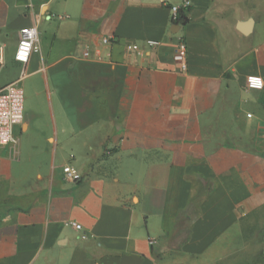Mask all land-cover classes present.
<instances>
[{
    "label": "crops",
    "instance_id": "1",
    "mask_svg": "<svg viewBox=\"0 0 264 264\" xmlns=\"http://www.w3.org/2000/svg\"><path fill=\"white\" fill-rule=\"evenodd\" d=\"M180 1L0 0V87L24 93L0 264H264V0H189L179 27Z\"/></svg>",
    "mask_w": 264,
    "mask_h": 264
},
{
    "label": "built area",
    "instance_id": "2",
    "mask_svg": "<svg viewBox=\"0 0 264 264\" xmlns=\"http://www.w3.org/2000/svg\"><path fill=\"white\" fill-rule=\"evenodd\" d=\"M190 6L189 0H181L178 3H170V21L176 26H183L184 11ZM116 41L114 37L102 36V44H112ZM38 31L37 26H26L19 30L17 45L14 58L16 61L26 63L32 51L38 48ZM149 45H156V41H149ZM133 49H137L132 45ZM82 57L89 58L92 53L89 46H85L81 53ZM4 59V48L0 44V63ZM173 59L180 62L182 67L186 68L187 45L184 37L179 39ZM246 87L249 89H260L263 86V80L259 75H248L245 80ZM24 93L19 85V80L10 82L0 87V146L15 144L18 140L14 128L20 124L23 119ZM64 177L70 180H79L81 173L73 166L65 165L62 167ZM75 229H80V223H73Z\"/></svg>",
    "mask_w": 264,
    "mask_h": 264
},
{
    "label": "rangeland",
    "instance_id": "3",
    "mask_svg": "<svg viewBox=\"0 0 264 264\" xmlns=\"http://www.w3.org/2000/svg\"><path fill=\"white\" fill-rule=\"evenodd\" d=\"M252 229V226L251 225H249V227H248V230L250 231Z\"/></svg>",
    "mask_w": 264,
    "mask_h": 264
}]
</instances>
